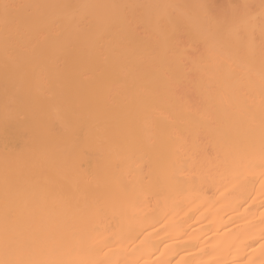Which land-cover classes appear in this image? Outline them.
<instances>
[{"label":"bare ground","instance_id":"obj_1","mask_svg":"<svg viewBox=\"0 0 264 264\" xmlns=\"http://www.w3.org/2000/svg\"><path fill=\"white\" fill-rule=\"evenodd\" d=\"M0 0V264H264V0Z\"/></svg>","mask_w":264,"mask_h":264},{"label":"rangeland","instance_id":"obj_2","mask_svg":"<svg viewBox=\"0 0 264 264\" xmlns=\"http://www.w3.org/2000/svg\"><path fill=\"white\" fill-rule=\"evenodd\" d=\"M221 1H222V0H221ZM221 1H220V2H221Z\"/></svg>","mask_w":264,"mask_h":264}]
</instances>
